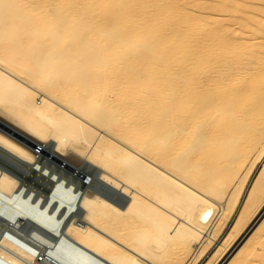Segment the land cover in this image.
Returning a JSON list of instances; mask_svg holds the SVG:
<instances>
[{
    "label": "bare ground",
    "instance_id": "bare-ground-1",
    "mask_svg": "<svg viewBox=\"0 0 264 264\" xmlns=\"http://www.w3.org/2000/svg\"><path fill=\"white\" fill-rule=\"evenodd\" d=\"M0 119V264H195L235 216L215 264L264 207V0H0Z\"/></svg>",
    "mask_w": 264,
    "mask_h": 264
},
{
    "label": "rangeland",
    "instance_id": "rangeland-1",
    "mask_svg": "<svg viewBox=\"0 0 264 264\" xmlns=\"http://www.w3.org/2000/svg\"><path fill=\"white\" fill-rule=\"evenodd\" d=\"M5 125L7 126V129L5 128L6 127ZM0 129L5 130L6 132L10 133V131L8 130V124L2 122L1 119H0ZM0 159H2V158L0 157ZM8 167L11 168L12 170H14L17 173L19 172L21 176L24 175V171L20 170L19 168H17L14 165H12L10 162H9ZM51 168H52V170H54V167L51 166ZM260 168H261V165L259 164L257 166V168L254 170L253 174L251 175L250 180H249V185L246 188L247 190L250 187V185L252 184V182L255 179L256 175L258 174ZM75 171L78 173V171H80V170H76L75 169ZM69 172H72V169L70 170V169L67 168L66 173H69ZM28 176L30 177V174H28ZM28 176L26 178L27 181L31 182V183H34V184L37 183L36 186L38 188H40L41 180L39 178H37V177H35L33 180L32 179L30 180L28 178ZM234 219H235V216H234V218L232 220H230L229 224L226 227H224L222 230L219 231L218 236H217L218 239L216 241V244L214 246L209 247L208 250L205 252L204 256L202 258H200L195 264H206L208 262L210 257L214 254L217 246L220 245V243L224 242V240H225L224 237L228 233V231L230 230L231 226L233 225ZM263 220H264V207L251 220H249L247 222V225H246V228L244 229V231L240 234V236L232 244H230L228 246L227 251L225 252V254L215 264H228L232 260V258H234L236 253L245 245V243L252 236L254 231H256V229L258 228V225H260V223ZM213 225H212V227H213Z\"/></svg>",
    "mask_w": 264,
    "mask_h": 264
},
{
    "label": "built area",
    "instance_id": "built-area-1",
    "mask_svg": "<svg viewBox=\"0 0 264 264\" xmlns=\"http://www.w3.org/2000/svg\"><path fill=\"white\" fill-rule=\"evenodd\" d=\"M33 264H50V259H49V261H46L43 259L42 256H39V259L36 262H34ZM51 264H54V263H51Z\"/></svg>",
    "mask_w": 264,
    "mask_h": 264
}]
</instances>
